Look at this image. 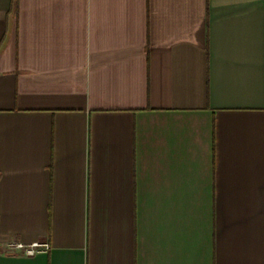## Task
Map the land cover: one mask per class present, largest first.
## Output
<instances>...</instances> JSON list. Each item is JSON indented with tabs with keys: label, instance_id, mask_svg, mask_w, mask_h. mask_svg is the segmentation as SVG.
Returning <instances> with one entry per match:
<instances>
[{
	"label": "crops",
	"instance_id": "0c3cea01",
	"mask_svg": "<svg viewBox=\"0 0 264 264\" xmlns=\"http://www.w3.org/2000/svg\"><path fill=\"white\" fill-rule=\"evenodd\" d=\"M0 264H264V0H0Z\"/></svg>",
	"mask_w": 264,
	"mask_h": 264
},
{
	"label": "built area",
	"instance_id": "2783aa9c",
	"mask_svg": "<svg viewBox=\"0 0 264 264\" xmlns=\"http://www.w3.org/2000/svg\"><path fill=\"white\" fill-rule=\"evenodd\" d=\"M8 249L14 252L20 251L26 257H33L40 252H44L48 250V246L46 244L44 245L33 244L30 246H24L23 244L20 243H12L9 245Z\"/></svg>",
	"mask_w": 264,
	"mask_h": 264
}]
</instances>
